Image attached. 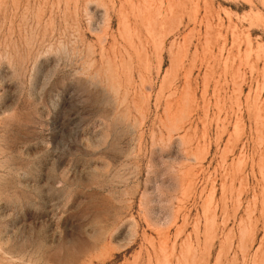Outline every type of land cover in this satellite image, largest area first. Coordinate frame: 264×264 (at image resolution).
<instances>
[{
    "label": "rangeland",
    "instance_id": "1",
    "mask_svg": "<svg viewBox=\"0 0 264 264\" xmlns=\"http://www.w3.org/2000/svg\"><path fill=\"white\" fill-rule=\"evenodd\" d=\"M0 264H264V0H0Z\"/></svg>",
    "mask_w": 264,
    "mask_h": 264
}]
</instances>
